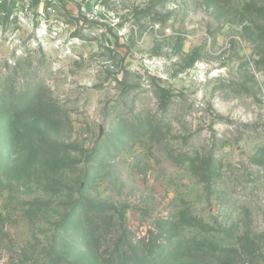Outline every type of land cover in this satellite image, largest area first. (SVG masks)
<instances>
[{
  "label": "rangeland",
  "instance_id": "obj_1",
  "mask_svg": "<svg viewBox=\"0 0 264 264\" xmlns=\"http://www.w3.org/2000/svg\"><path fill=\"white\" fill-rule=\"evenodd\" d=\"M168 220L154 263L264 264V0L0 5V264L153 263Z\"/></svg>",
  "mask_w": 264,
  "mask_h": 264
},
{
  "label": "trees",
  "instance_id": "obj_2",
  "mask_svg": "<svg viewBox=\"0 0 264 264\" xmlns=\"http://www.w3.org/2000/svg\"><path fill=\"white\" fill-rule=\"evenodd\" d=\"M198 220V218H195V220ZM201 223V221L199 220ZM164 223H167L168 228L167 229H161V232L154 233V231L151 233V236L149 237V240L147 242H144L142 238L138 240V251L135 253L137 254L136 259L142 260L143 258H151L153 263L148 264H159L154 263L158 260H161L162 257L165 255L164 252L167 250V248L170 246L169 244L172 243L174 237H178L181 235L183 230L180 228V222L176 223L173 220L165 221ZM162 228H165V224L162 226ZM143 242V244H142ZM162 252V253H161ZM184 256V253H172L170 256L169 263L164 264H177L182 257ZM137 264H144L143 262H139ZM181 264V262H179Z\"/></svg>",
  "mask_w": 264,
  "mask_h": 264
},
{
  "label": "built area",
  "instance_id": "obj_3",
  "mask_svg": "<svg viewBox=\"0 0 264 264\" xmlns=\"http://www.w3.org/2000/svg\"><path fill=\"white\" fill-rule=\"evenodd\" d=\"M75 0H0V5H10L13 13L31 14L38 17L54 15L58 8L62 6L69 7ZM80 8L83 13L90 19H99L100 6L93 2L92 9L87 10L86 3L81 2Z\"/></svg>",
  "mask_w": 264,
  "mask_h": 264
},
{
  "label": "water",
  "instance_id": "obj_4",
  "mask_svg": "<svg viewBox=\"0 0 264 264\" xmlns=\"http://www.w3.org/2000/svg\"><path fill=\"white\" fill-rule=\"evenodd\" d=\"M108 43H109V45H111V44H112V42H111V40H110V39H108Z\"/></svg>",
  "mask_w": 264,
  "mask_h": 264
}]
</instances>
